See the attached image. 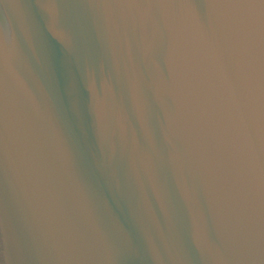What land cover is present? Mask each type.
I'll use <instances>...</instances> for the list:
<instances>
[{
    "label": "water",
    "instance_id": "95a60500",
    "mask_svg": "<svg viewBox=\"0 0 264 264\" xmlns=\"http://www.w3.org/2000/svg\"><path fill=\"white\" fill-rule=\"evenodd\" d=\"M0 264H264V0H0Z\"/></svg>",
    "mask_w": 264,
    "mask_h": 264
}]
</instances>
